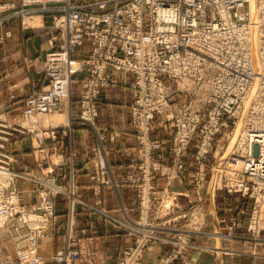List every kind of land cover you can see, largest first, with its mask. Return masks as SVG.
Listing matches in <instances>:
<instances>
[{"label":"built area","instance_id":"built-area-1","mask_svg":"<svg viewBox=\"0 0 264 264\" xmlns=\"http://www.w3.org/2000/svg\"><path fill=\"white\" fill-rule=\"evenodd\" d=\"M20 4L29 8L22 12L24 18L49 13L54 30L52 52L44 64L46 86L24 100V118H41L64 109L72 102L73 85L79 82L77 120L95 128L102 92L117 86L119 74L124 73L131 77L132 126L138 140L153 143L149 136L155 127H170L175 142L184 146V156L190 144L196 146L193 194L198 204L193 209L202 218L204 162L213 154L212 181L220 189L222 159L230 152L222 153V137L232 145L227 159L234 170L225 164L228 188L243 194L264 190V0H20ZM246 5L247 14H243ZM87 44L88 55L73 58ZM224 113L233 114L236 121H224ZM51 129L47 137L41 130L35 134L40 150L46 141H58V132ZM93 153L100 182L108 163L101 151L93 148ZM51 170L55 172L52 166ZM41 184L40 213L35 215L37 221L31 220L38 227L32 230L27 246L18 251L21 264H45L39 242L51 237L47 226L55 219L46 191L51 187L58 193L64 191L51 182ZM8 186H0V229L9 218L25 212L16 186ZM256 209L249 231L259 232L264 216ZM20 221L28 224L25 218ZM194 223L202 220H190ZM232 224L238 226L236 220ZM73 243L71 237L66 251L54 255L58 263L78 258ZM141 256L139 241L121 264H139Z\"/></svg>","mask_w":264,"mask_h":264},{"label":"crops","instance_id":"crops-1","mask_svg":"<svg viewBox=\"0 0 264 264\" xmlns=\"http://www.w3.org/2000/svg\"><path fill=\"white\" fill-rule=\"evenodd\" d=\"M2 4H8L18 10L21 8L18 5L19 0H0V8ZM18 10L0 15V22L5 21L4 24H0V40H3L0 41V118L6 119L12 126L21 127L23 125L17 122L24 119L25 98L46 86L44 64L47 55L52 52L50 40L54 30L49 13H35L22 20L20 16H17ZM5 34H9V37H4ZM89 52L90 46L87 44L84 50L73 54V58L82 59ZM130 81L129 75L120 73L119 84L102 92L97 106L98 118L95 128L83 125L77 120L80 115V94L78 90L79 96L75 95L73 90L71 104L54 113V117L57 116L56 119L50 120L52 124H56L55 127L66 129V134L60 135L57 143L51 144L50 147L45 146V151L41 154L34 151L30 138L24 140L28 141L29 148H26L24 151L28 152H23L21 156L31 160L32 164L35 159L38 162L50 159L53 162L51 166L55 168L58 184L65 186L69 184L70 177L75 176L79 197L92 206L97 200L91 181L93 167L90 148L102 145V147L106 146L109 151L107 180L111 184L102 187L103 194L101 193L100 199L103 203L98 206L105 215L102 216L91 210L86 211L84 207L79 206L75 222L76 232L80 235V245L84 246L85 250L82 260L75 264H117L124 250L133 242V237L121 230L122 224H130L138 216L135 191L132 187L124 186L122 183L128 157L135 153L137 146L132 126ZM40 125H44L43 121L39 123L38 128ZM109 133L117 136L116 144H109ZM103 137H105L104 140H102ZM24 141L22 145H25ZM163 156L164 161L169 163L170 155L164 154ZM57 163L59 166L55 167L54 164ZM22 170L19 165L15 169L18 172ZM192 171L190 166L184 175V180L176 183L175 190L188 191L189 195H193V188L187 181ZM16 184L26 202H34L31 184L18 180ZM165 185L166 180L158 178L157 186L162 189ZM244 204L239 205L235 197L215 191L213 187L206 189L204 208L209 211L208 222L218 235L216 240H222L223 235L229 232L228 227L233 220L238 221L239 210L245 208ZM55 207L59 222L53 237L40 241L39 249L43 255L57 253L65 248L68 224L67 198L63 195L58 196L55 199ZM248 208L246 211H249ZM13 223H9L8 234L0 235V264H16L17 250L25 243L26 229L21 224ZM16 226L19 230H14ZM241 226L238 221V228L234 233L229 232L230 235L239 237ZM163 235L170 238L168 233ZM205 240L207 239L197 238L195 240L197 247L195 246L190 251V258L196 264H264V246L259 250V257L256 259L251 258L246 252L245 255L237 254L228 259L204 248L206 246H201ZM166 248L169 247L156 244L150 249L149 255L157 257L166 251ZM238 250L240 253L242 249L238 248Z\"/></svg>","mask_w":264,"mask_h":264},{"label":"rangeland","instance_id":"rangeland-1","mask_svg":"<svg viewBox=\"0 0 264 264\" xmlns=\"http://www.w3.org/2000/svg\"><path fill=\"white\" fill-rule=\"evenodd\" d=\"M18 5L19 8L21 7L19 10L15 7L8 6V4H2V7L0 8V15L12 10H18L19 12L17 13V16H20L23 20L24 16L22 12H25L29 8H23L20 4V0ZM247 9L248 6L246 5L241 9V12L243 14H247ZM4 22L5 21L3 20L0 22V24H4ZM4 37H7V34H5ZM79 89L80 85L79 82H77L73 85L74 94L77 96H79V94L77 93ZM207 114L210 115L209 113ZM222 116L224 121H236V119L233 118V114L224 113L222 114ZM55 117L54 113L35 119H26L23 116L24 119L17 122L23 125L21 127L12 126L10 125V123H8V121H6V119L0 118V170H4L9 173V175L4 178H2V175H0V186L9 187L8 185L10 184L16 186V182L18 180L31 184V186L33 187L32 191L34 202L29 203L26 202L23 193L18 190L16 186L19 203L21 204V207L25 209V212H22L21 214H15L13 217L9 218L6 221L5 225L0 229V235L8 234L7 230H10V222H14L13 224H21L22 227L26 229V235L24 237L25 243L17 250L16 264H21L18 251L27 246V240L32 230L38 227V225H34V223H31V220L37 221V217L35 215L40 213L39 193L43 191V185L41 184V181L51 182L55 186H61L64 188V191L60 193H58L57 190L53 187L48 188L46 191L47 196L54 205L55 216V219L48 224V228L46 227L47 232H49L51 235V237L49 238H52L55 234L59 222L55 207V199L60 195H63L67 198L68 214V224L65 234V248L60 252L48 255H43L40 253L41 258H43L45 264H60L54 259V255L62 252L64 253L66 251L68 242L71 237L74 239L73 247L75 251L78 252V258H76L69 264H75L76 262L82 260L85 247L80 245V235H78L76 232L75 223L79 206L84 207L86 211L91 210L99 213L102 216L105 215L102 213V210L98 208V206H101L103 203V200L100 199L102 187L111 184L107 180V174L109 172L107 154H109V151L106 146L102 147V145H96L90 148L93 167L91 181L93 182L94 186L93 193L96 196L97 200L93 206L79 197L75 185V176H71L69 184L65 186L58 184L55 172L49 169V167L53 164L50 159H43V161L39 162L35 159L34 164H32L31 160L25 159L23 156H21L23 152H28L24 151L26 148H29L28 141H24L28 138H30L35 152L41 154V152L45 151V147L40 150L36 142H34L35 134L40 130L44 133L45 137H47L48 131L52 130L51 128H54L58 132L59 136L66 134V129L57 128L54 126L56 124H52L50 122V120L54 119ZM160 118L161 117H157V119ZM41 121H43L44 125H40V128H38V125ZM133 131V134L136 137L135 139L137 146L135 147V153L133 155L131 154L128 157L122 183L124 186L132 187L135 191L137 197L138 216L137 219H135L130 224H122L121 230L131 235L133 237V242L124 250L117 264H121L126 259V255L129 250L135 247L139 241L142 248V256L139 258V264H196L190 258V251L197 245V242H195L197 238H206L207 240H205V243L201 244V246H206L204 248H208L209 250H212V252L214 251L218 255H222L223 257L228 259L236 256L237 254L245 255V252L253 259L258 258L259 250L264 246V226L261 227V230L259 232H254L249 231V224L251 221V216H253L256 207V211L258 212L259 216H264V190L260 192L251 189L248 194H243L242 192L229 189L231 188V186L227 184V179L225 178V173L227 171V166L225 164L230 166L232 170H234V167L228 163L229 160L227 159L229 153L232 150H230L232 145L227 140V138H220L224 147L222 153L224 151H227L225 152L227 154L230 151L227 154L226 159H222L221 164L223 166L224 174L220 189H216L214 187V182L212 181L213 177L211 173V167L215 163V160L212 157L213 154L208 156V158L204 162V166L207 172V180L204 184L203 203L205 204L206 201V189L209 187H213L215 191L224 192L235 197L238 200L239 205L245 203V208L239 210L240 218L238 219V221L242 226L239 229L240 232L238 234L239 237H237L238 239L230 235V233L235 232V229L238 228V226H233V224H230L228 227L230 233L227 232L226 235H223L222 240H216V237L218 235L215 234L214 230L210 227V224L208 222L209 211L203 208L202 218V215L198 214V210L195 211L193 209L194 206L198 204V199L195 198V194L187 196L188 191L175 190L177 186L176 183L180 181L182 182L184 180V175L186 174L188 168L191 166L193 171L189 178H187V181L188 184L193 188L192 191H194V187L196 186V179L194 174L197 171V165L194 160L196 146L190 144L187 148L186 155L184 156V146L180 141L175 142V133L170 127H155L149 136L150 141L153 143L142 144L137 138L136 130L133 129ZM112 138H114V141H112ZM104 139L105 137L102 138V140ZM117 139L118 138L114 133H109L108 142L110 145L116 144ZM23 141L25 142V145H22ZM57 142L58 141L52 142L51 140H48L46 141L45 145L46 147H50L51 144H55ZM156 144L159 146L158 148H154ZM93 148H95L96 151H101L106 156V160L108 163V171L100 180V182L97 180L96 176L95 156L93 153ZM164 154L170 155L171 160L169 163H166L164 161ZM18 165L21 167V169H23L22 171H15ZM42 168L46 169L40 170ZM158 178H164L166 180V185L162 189L157 186ZM71 187L74 188L73 198L70 196L72 194ZM73 200L75 201L74 209L71 208V202ZM247 207H249V211H246ZM30 216L32 219L29 218ZM24 218L27 220L28 226L21 223L20 220ZM194 219L200 221L202 220V223L190 224V220ZM14 230L19 229L16 226L14 227ZM23 233H25V231ZM164 233H168L170 238H166L163 235ZM150 234H152V236H150ZM156 244H163L165 247L169 248H166V251L157 255V257H151L149 255V251ZM238 248L242 249L240 253H238ZM246 249L248 251H246Z\"/></svg>","mask_w":264,"mask_h":264},{"label":"bare ground","instance_id":"bare-ground-1","mask_svg":"<svg viewBox=\"0 0 264 264\" xmlns=\"http://www.w3.org/2000/svg\"><path fill=\"white\" fill-rule=\"evenodd\" d=\"M0 175H2L3 176L2 178H4V177H7V175H9V173L4 171V170H0Z\"/></svg>","mask_w":264,"mask_h":264}]
</instances>
